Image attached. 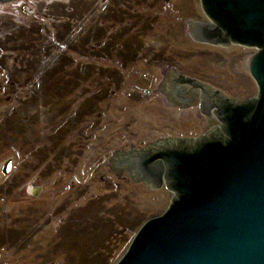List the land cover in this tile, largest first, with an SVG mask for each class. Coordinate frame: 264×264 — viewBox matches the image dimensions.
Here are the masks:
<instances>
[{
    "label": "rangeland",
    "instance_id": "obj_1",
    "mask_svg": "<svg viewBox=\"0 0 264 264\" xmlns=\"http://www.w3.org/2000/svg\"><path fill=\"white\" fill-rule=\"evenodd\" d=\"M189 20L209 21L201 0H0V264H116L167 210L165 184L109 162L207 130L199 106L165 103L164 68L257 96V50L195 41Z\"/></svg>",
    "mask_w": 264,
    "mask_h": 264
},
{
    "label": "water",
    "instance_id": "obj_2",
    "mask_svg": "<svg viewBox=\"0 0 264 264\" xmlns=\"http://www.w3.org/2000/svg\"><path fill=\"white\" fill-rule=\"evenodd\" d=\"M201 6L209 21L189 20V34L255 48L248 69L258 94L228 97L182 77L207 87L200 112H213L220 124L197 137L158 138L122 153L134 181L151 189L165 184L174 196L164 213L143 223L116 264H264V0H201ZM174 72L164 68L157 91L166 92ZM117 153L109 162L120 175Z\"/></svg>",
    "mask_w": 264,
    "mask_h": 264
},
{
    "label": "flooded vegetation",
    "instance_id": "obj_3",
    "mask_svg": "<svg viewBox=\"0 0 264 264\" xmlns=\"http://www.w3.org/2000/svg\"><path fill=\"white\" fill-rule=\"evenodd\" d=\"M175 73V72H174ZM190 77L194 80H198L194 77L185 75L183 73H175V76H170L166 78V92H162V94L166 97L165 103L167 105H170L166 100H172L174 103L171 104V106L180 107V108H187L192 106H199V110H201L202 102L204 97H206L205 91H208L207 87L197 86L195 83L186 82L182 79V77ZM199 81V80H198ZM207 84V83H206ZM210 88L220 90L218 88H215L213 86L208 85ZM221 91V90H220ZM223 92V91H222ZM224 93V92H223ZM226 94V93H224ZM227 95V94H226ZM211 96H218L215 92ZM228 97H232L230 95H227ZM234 98V97H233ZM236 98V97H235ZM208 121L209 128L216 127L220 124L217 116L212 112L210 116L203 114ZM207 129V130H208ZM155 142V141H154ZM152 142L149 146L145 148H149L154 143ZM134 149V148H132ZM126 151H118L117 156L114 159V163L117 167L126 170V164H122V153ZM47 168H49V161H46V158H42V173H45L47 171ZM127 171V170H126ZM128 172V171H127ZM4 191H7V189H4ZM5 197H2L1 200H5ZM75 211H70V216L73 215ZM48 218V217H47ZM48 220V219H46Z\"/></svg>",
    "mask_w": 264,
    "mask_h": 264
},
{
    "label": "trees",
    "instance_id": "obj_4",
    "mask_svg": "<svg viewBox=\"0 0 264 264\" xmlns=\"http://www.w3.org/2000/svg\"><path fill=\"white\" fill-rule=\"evenodd\" d=\"M47 161H49L50 162V160L49 159H47ZM50 164V163H49ZM73 216V215H72ZM71 216V217H72ZM66 226H68V227H70V229H72V227H73V225H70V218L66 221ZM107 262V261H106Z\"/></svg>",
    "mask_w": 264,
    "mask_h": 264
}]
</instances>
